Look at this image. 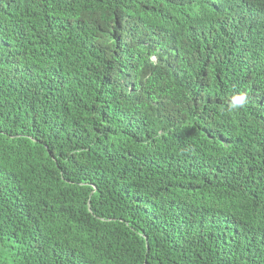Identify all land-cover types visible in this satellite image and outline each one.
<instances>
[{
	"label": "trees",
	"instance_id": "1",
	"mask_svg": "<svg viewBox=\"0 0 264 264\" xmlns=\"http://www.w3.org/2000/svg\"><path fill=\"white\" fill-rule=\"evenodd\" d=\"M0 264H264V4L0 0Z\"/></svg>",
	"mask_w": 264,
	"mask_h": 264
},
{
	"label": "clouds",
	"instance_id": "2",
	"mask_svg": "<svg viewBox=\"0 0 264 264\" xmlns=\"http://www.w3.org/2000/svg\"><path fill=\"white\" fill-rule=\"evenodd\" d=\"M258 3L264 4V0H253ZM189 5H193L191 3H188ZM179 14L177 12L172 13L167 19L160 21L159 24L161 27L173 25L177 21V17ZM233 102L229 105L228 110L233 111V110H238L239 108L244 107V105L247 102V95L244 92L239 93L238 95H235L232 98Z\"/></svg>",
	"mask_w": 264,
	"mask_h": 264
}]
</instances>
